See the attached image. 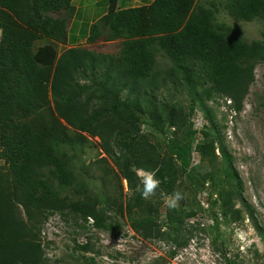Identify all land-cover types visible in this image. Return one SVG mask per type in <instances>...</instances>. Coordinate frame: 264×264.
Returning a JSON list of instances; mask_svg holds the SVG:
<instances>
[{
  "label": "trees",
  "instance_id": "1",
  "mask_svg": "<svg viewBox=\"0 0 264 264\" xmlns=\"http://www.w3.org/2000/svg\"><path fill=\"white\" fill-rule=\"evenodd\" d=\"M223 8L235 21L264 22V0H227ZM73 12L71 0H0V264H46L40 237L50 213L67 211L106 227L99 209L106 200L89 190L83 174L89 138L99 140L104 155L95 163L111 164L126 183L128 197L118 207L141 239L187 246L179 210H168L166 226L158 221L161 193L172 194L181 177L197 190L210 188L212 212L242 221L239 176L217 165L212 133L193 149L191 117L198 104L206 108L217 98L242 112L255 68L264 63V40L235 37L217 21L210 1L154 0L110 11L90 27L87 43L119 41L118 54L78 47L58 54ZM145 118L157 134L174 130L164 152L142 133ZM194 150L210 167L201 179L188 173ZM135 168L158 169L161 185L148 200L136 191ZM133 211L139 215L132 217ZM81 249L88 253L89 245Z\"/></svg>",
  "mask_w": 264,
  "mask_h": 264
},
{
  "label": "rangeland",
  "instance_id": "2",
  "mask_svg": "<svg viewBox=\"0 0 264 264\" xmlns=\"http://www.w3.org/2000/svg\"><path fill=\"white\" fill-rule=\"evenodd\" d=\"M206 1L214 4L217 21L230 27L235 37L246 42L264 40V22L235 21L223 8L227 0ZM78 32L82 37L66 46L58 45L60 52L78 47L115 55L120 50L119 41L89 44L83 38L84 31ZM254 73L240 114L232 110L229 100L217 98L208 101L206 108L198 104L191 117L195 131L193 149L202 144L206 133H212L217 165L230 166L239 176L242 196L236 200V206L243 211L242 221L230 223L216 210L212 212L206 201L210 188L197 190L181 177L175 191H180L184 198L176 209L182 214L187 246L174 247L167 238L141 239L130 230L128 213L118 207L128 197L126 183H119L118 173L111 164L95 163L103 155L99 141L89 138L91 143L86 145L81 159L83 174L90 183L89 190L106 200L99 209L105 210L107 225L97 229L91 222L76 219L67 211L50 213L43 222L40 237L46 264H264V63L257 65ZM167 97L180 103L187 100L185 95ZM141 129L149 141L161 145L162 152L166 141L175 133L173 129L166 135L153 132L147 118L142 121ZM191 156L188 173L201 179L210 167L196 150ZM3 167L0 160V169ZM161 203L158 221L166 226L165 216L170 209L163 198ZM137 215L139 212L133 211L131 216ZM85 244L89 245L88 253L81 249Z\"/></svg>",
  "mask_w": 264,
  "mask_h": 264
},
{
  "label": "crops",
  "instance_id": "3",
  "mask_svg": "<svg viewBox=\"0 0 264 264\" xmlns=\"http://www.w3.org/2000/svg\"><path fill=\"white\" fill-rule=\"evenodd\" d=\"M153 1L154 0H115L113 4H110L109 0H88L89 3L87 0H71V6L74 9V12L67 28V44L82 37L78 30L81 32L84 31L83 38L86 40L89 35L90 27L110 11L115 12L122 9L138 8L142 6L146 7ZM39 42L44 45L49 43L50 40L43 39ZM59 50L61 51V48L57 47L58 54L61 53Z\"/></svg>",
  "mask_w": 264,
  "mask_h": 264
},
{
  "label": "clouds",
  "instance_id": "4",
  "mask_svg": "<svg viewBox=\"0 0 264 264\" xmlns=\"http://www.w3.org/2000/svg\"><path fill=\"white\" fill-rule=\"evenodd\" d=\"M133 171L139 179V184L136 187V191L140 193L141 198L144 200H148L151 197L155 196L157 190L161 185V180L157 179L158 169L150 171L144 168H135L133 169ZM161 196L163 197L165 206L169 209H176L177 207H179V202L184 198V195L180 191H174L170 195L162 192ZM243 238V234L241 233L240 239Z\"/></svg>",
  "mask_w": 264,
  "mask_h": 264
}]
</instances>
